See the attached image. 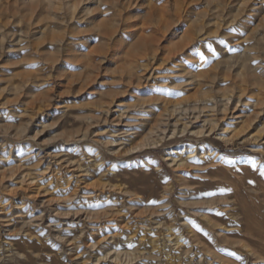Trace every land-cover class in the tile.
<instances>
[{"label": "rangeland", "instance_id": "374dc122", "mask_svg": "<svg viewBox=\"0 0 264 264\" xmlns=\"http://www.w3.org/2000/svg\"><path fill=\"white\" fill-rule=\"evenodd\" d=\"M262 172L264 0H0V264H264Z\"/></svg>", "mask_w": 264, "mask_h": 264}, {"label": "bare ground", "instance_id": "6f19581e", "mask_svg": "<svg viewBox=\"0 0 264 264\" xmlns=\"http://www.w3.org/2000/svg\"><path fill=\"white\" fill-rule=\"evenodd\" d=\"M221 27V26H220ZM182 28V27H181ZM182 38L183 39H185V42L184 43H182V44H178L177 46H176V48H175V50L173 51V52H171V58L173 59V60H180L181 62H186V64H189V65H191V66H197V65H199V64H201V62H202V60H203V58H204V56H203V58H201V54L199 53H197V52H195L194 51V49H193V46H194V37L192 36L191 37V35H190V33L188 32V31H186V32H183L182 33ZM158 39L156 38V44L158 45V41H157ZM155 47H156V45H152L151 46V48L150 49H148V50H154L155 49ZM148 48V47H147ZM241 65L245 68L246 67V62L244 63L243 61L241 62ZM227 74V73H226ZM228 75H226V77H227ZM246 82V84H250V83H256L257 82V79H253V81H252V79L250 80V79H246L245 80ZM118 106H120L121 107V105H118ZM237 118H239V117H235V119H237ZM207 150V149H206ZM185 152V151H184ZM183 152V153H184ZM194 152V151H193ZM207 152V151H206ZM205 152V153H206ZM213 155H217V152H215L214 150L212 151H210ZM169 155H171L173 158H171V160H173V162H178V161H176L174 158V156L175 155H180L181 153H179V152H177V151H174V150H171L169 153H168ZM194 154V153H193ZM195 156V155H194ZM194 156H189L188 157V159L189 158H194ZM210 156V155H209ZM203 157V156H202ZM177 158V157H176ZM179 158V157H178ZM169 160V159H168ZM179 163H180V165H182V164H184L185 163V160H183V159H180L179 160ZM178 164V163H177ZM170 262V261H169ZM166 263H167V261H166Z\"/></svg>", "mask_w": 264, "mask_h": 264}, {"label": "snow or ice", "instance_id": "6c2138e0", "mask_svg": "<svg viewBox=\"0 0 264 264\" xmlns=\"http://www.w3.org/2000/svg\"><path fill=\"white\" fill-rule=\"evenodd\" d=\"M201 58H203V54H201ZM261 175H264V172H262Z\"/></svg>", "mask_w": 264, "mask_h": 264}]
</instances>
